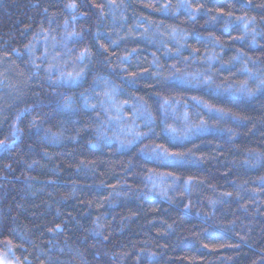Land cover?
Here are the masks:
<instances>
[{"label":"clouds","instance_id":"clouds-1","mask_svg":"<svg viewBox=\"0 0 264 264\" xmlns=\"http://www.w3.org/2000/svg\"><path fill=\"white\" fill-rule=\"evenodd\" d=\"M0 264H264V0H0Z\"/></svg>","mask_w":264,"mask_h":264}]
</instances>
